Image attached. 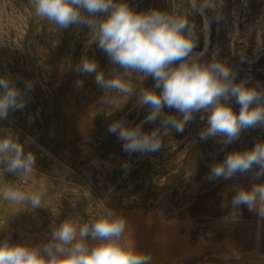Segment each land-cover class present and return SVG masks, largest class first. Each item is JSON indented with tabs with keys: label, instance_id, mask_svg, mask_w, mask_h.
Returning a JSON list of instances; mask_svg holds the SVG:
<instances>
[{
	"label": "rangeland",
	"instance_id": "rangeland-1",
	"mask_svg": "<svg viewBox=\"0 0 264 264\" xmlns=\"http://www.w3.org/2000/svg\"><path fill=\"white\" fill-rule=\"evenodd\" d=\"M127 2L136 11L183 13L189 0ZM206 15L211 20L207 33L198 12L189 16L198 35L193 54H202L204 62L215 55L237 72V81L264 87V0H222L217 11ZM89 40L86 27L60 30L35 16L32 0H0V76L15 78L22 90L25 80L34 83L26 107L11 112L0 128L27 141L25 151L36 157V174L27 185L0 175V189L16 183L22 190L45 193L43 206L35 210L0 196V240L43 245L54 224L72 216L94 218L105 204L126 218L136 250L150 254L152 264H264V218L246 206L230 205L234 186L249 188L259 181L251 172L230 180L207 179L210 165L228 152L264 140V126L242 131L225 147L198 138L206 124L196 114L183 133L162 130L159 151L129 154L108 126L121 119L140 124L149 108L138 107L135 95L127 99L115 92L107 94L106 105L99 104L104 92L94 74L82 75L74 67L84 57L94 59L106 75L115 66ZM77 80H83L82 88L75 86ZM131 83L139 87L136 74ZM153 84L148 77L142 86ZM230 103L239 112L235 98ZM159 124L143 128L150 132ZM233 250L239 258L226 260Z\"/></svg>",
	"mask_w": 264,
	"mask_h": 264
},
{
	"label": "clouds",
	"instance_id": "clouds-1",
	"mask_svg": "<svg viewBox=\"0 0 264 264\" xmlns=\"http://www.w3.org/2000/svg\"><path fill=\"white\" fill-rule=\"evenodd\" d=\"M221 4L222 0H189L181 13L155 8L136 11L127 0H32L35 16L57 29L86 27L89 43L96 44L115 66L106 75L94 59L84 57L74 67L82 75L94 74L96 85L104 92L99 104L106 105L107 94L115 92L127 99L135 95L138 107L149 108L140 124L129 125L121 119L108 126L109 134L115 135L129 154L159 151L162 130L183 133L196 114L206 124L198 138L212 139L225 147L239 140L242 131L264 126V87L249 86L248 79L237 81V72L215 55L204 62L202 54H193L198 35L189 16L198 12L204 21L202 30L207 33L211 20L206 13L217 11ZM215 19H219L218 14ZM133 74L138 76L139 87L131 83ZM148 77L154 80L151 88L142 86ZM83 83L77 80L75 86L82 88ZM33 89L30 80L24 81L22 90L15 78L0 76V121L7 120L11 112L23 110ZM232 98L240 105L239 112L233 110ZM165 108L174 109L176 114L166 113ZM157 120L158 127L144 130L145 123L155 124ZM26 143L10 129L0 128V175L15 176L21 185H27L36 174V157L32 151H25ZM250 172L259 182L249 188L234 186L230 205L233 209L246 206L264 218V140H258L251 149L228 152L223 160L210 165L207 179L230 180ZM44 194L43 190H22L16 183L0 189L6 201L33 210L43 206ZM224 258L238 259L239 253L233 250L232 256ZM0 264H152V257L136 250L126 218L104 204L94 218L72 216L54 224L43 245L0 240Z\"/></svg>",
	"mask_w": 264,
	"mask_h": 264
}]
</instances>
